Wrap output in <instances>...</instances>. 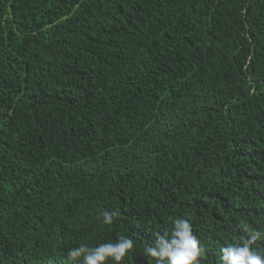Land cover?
I'll return each instance as SVG.
<instances>
[{"label": "trees", "instance_id": "obj_1", "mask_svg": "<svg viewBox=\"0 0 264 264\" xmlns=\"http://www.w3.org/2000/svg\"><path fill=\"white\" fill-rule=\"evenodd\" d=\"M177 217L202 264L264 231V0H0V264Z\"/></svg>", "mask_w": 264, "mask_h": 264}, {"label": "clouds", "instance_id": "obj_2", "mask_svg": "<svg viewBox=\"0 0 264 264\" xmlns=\"http://www.w3.org/2000/svg\"><path fill=\"white\" fill-rule=\"evenodd\" d=\"M117 215L115 210H105L101 213V223L111 225ZM237 227L243 235L220 248L218 264H264V251L252 247L255 242L264 240V231L244 222ZM133 247V240L121 235L115 242L95 246L80 244L69 249L67 258L70 264H105L109 259L112 264H122ZM144 253L154 264H202L204 249L193 233L191 222L177 217L171 220L170 229L155 233L152 243L145 245Z\"/></svg>", "mask_w": 264, "mask_h": 264}]
</instances>
